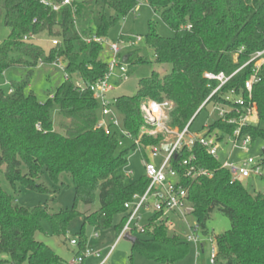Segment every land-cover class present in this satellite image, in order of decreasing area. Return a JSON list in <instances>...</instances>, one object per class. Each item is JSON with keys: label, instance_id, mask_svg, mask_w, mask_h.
<instances>
[{"label": "trees", "instance_id": "obj_1", "mask_svg": "<svg viewBox=\"0 0 264 264\" xmlns=\"http://www.w3.org/2000/svg\"><path fill=\"white\" fill-rule=\"evenodd\" d=\"M143 1L174 32L172 37L162 36L150 23L144 41L154 50L155 61L170 64L171 71H153L139 80L134 95L116 97L123 127L140 141L145 156L148 146L163 142V135L145 132L144 103L170 101V125L182 130L190 122L192 128L209 105H233L225 99L232 91L247 98L245 82L254 65L243 66L255 52L264 49V0H73L58 11L41 0H0V28L10 30L0 43V76L12 68L26 70L21 80L12 81L7 89L0 87V253L9 256L10 264H58L57 253L36 239V233L44 231V222L53 235L62 236L74 219L84 218L78 232L83 251L87 248V223L107 228L118 217L115 232L119 237L129 216L125 204L147 189L145 175L131 183L116 175L134 146L125 142L130 148L120 147L117 134L109 136L98 127L99 103L90 85L107 72L110 54L104 45L84 40L93 35L108 38ZM37 38H49V50L35 43ZM52 40L59 42L53 45ZM126 55V61L131 62L138 51ZM58 60L70 78L54 90V98L42 102L29 89L32 75L39 65H53ZM145 61L142 57L135 60ZM206 72L232 77L199 111L220 85L206 79ZM259 76L250 100L256 106V117L241 130V136H250L252 142L264 141V65ZM76 79L84 84L83 90L75 84ZM55 106L60 114L58 129L52 116ZM235 128L214 119L208 134L219 133V140H227ZM191 154L198 165L212 172L211 177L184 178L186 167L179 166L178 161ZM173 165L190 189L192 215L202 234L215 239V264H264V193H250L241 180L232 182L231 172L222 167L221 160L199 145L191 151L184 149L173 159ZM259 165L264 167V150ZM46 176L63 188L68 187L63 177L70 178L75 189L70 209L51 211L48 204H19L21 188L53 192L44 181ZM2 177L11 192L4 188ZM215 208L231 223L228 231L217 235L207 228ZM146 227L139 233L143 237L132 240L133 250L161 264H174L187 256L188 244L178 234L170 235L165 222L154 217Z\"/></svg>", "mask_w": 264, "mask_h": 264}, {"label": "built area", "instance_id": "obj_2", "mask_svg": "<svg viewBox=\"0 0 264 264\" xmlns=\"http://www.w3.org/2000/svg\"><path fill=\"white\" fill-rule=\"evenodd\" d=\"M41 2L46 6H51L54 11L60 10L65 5L72 4L71 0H63L60 4L53 3L49 0H41ZM27 39L28 37L26 36L25 40ZM84 40L88 43L93 41L102 44L110 53L107 72L101 79L90 85V90L99 103L101 118L98 127L104 128L105 133L109 136L117 134L119 137L118 145L120 147L124 146L125 142L133 144L134 149L139 151L143 156L145 177L149 181L148 187L143 194L135 195L131 201L125 204L129 216L119 239L129 232L144 233L147 229V223H142L144 213H150L151 216L148 221L155 217L156 221H163L168 227L169 225H173V217L187 224L189 233L186 240L198 246L201 227L196 220L193 224L187 223L188 216L193 217V207L189 200L190 189L184 185L183 177L175 165H173V159L178 157L184 149L191 151L197 145L203 147L209 155L217 159H219L220 152L225 149V144L231 146V154L229 157H232L235 150L249 151L252 139L250 136H241V130L243 127L253 123L256 117V106L250 100L252 98L253 86L261 80L259 72L264 65V49L255 52L251 59L243 66L245 67L251 63L254 65L253 73L245 82V89L248 93L247 98L243 95H236L232 91L225 96V99L233 105L222 106L220 104H213V110H217L221 106L215 119H221L228 124L236 126L233 134L226 138L227 140H219V133L208 134L210 124L205 126L207 131L203 134L193 132L190 128L191 122L182 130L177 127L174 128L170 124L167 125L166 122L170 121L172 103L170 101L157 102L151 100L144 103L141 107L146 123L145 132L151 136L163 135V142L159 145L148 146L146 148L148 155L145 156L142 152L140 141L135 139L123 127L121 116L115 107L116 98L110 97V92L114 90L116 83L128 76L129 63L126 61L127 55L124 53V49H131L137 43L142 42L143 38L141 36H125L121 34L117 41L112 42L106 37H99L97 35L86 37ZM58 42L59 40H52L53 45H57ZM55 65L60 66L65 74V80H68L70 76L65 72L62 61L58 60ZM204 76L210 81H218L220 85L213 90L199 111L232 77L226 76L223 72L218 74L206 72ZM75 84L80 89H84V84L80 79H76ZM50 97L54 98V94ZM221 162L222 167L231 172L232 182L241 180L242 178H248L252 174L262 175V167L253 157L244 159L241 162L242 164L230 161L229 158ZM178 165L186 167L184 178L191 177L196 179L202 176H212V172L209 169L196 163V156L194 154L178 161ZM209 240L212 243L210 262L211 264H215L217 255L215 239L211 237ZM71 243L73 245L78 244L76 239L71 240ZM114 246H112L100 264L108 263ZM91 254V250L86 248L84 256H75L70 264H84L85 257Z\"/></svg>", "mask_w": 264, "mask_h": 264}, {"label": "rangeland", "instance_id": "obj_3", "mask_svg": "<svg viewBox=\"0 0 264 264\" xmlns=\"http://www.w3.org/2000/svg\"><path fill=\"white\" fill-rule=\"evenodd\" d=\"M150 23L156 26L159 34L162 36L172 37L174 35L173 30L162 20L161 16L158 13H155L148 3L143 1L133 12L119 22L108 36L110 42L117 41L121 34L125 36H141L143 38L142 42L137 43L131 49H124L125 54L132 50H137L138 55H136V59L128 62V76L116 84L113 92H111V97L134 95L137 91L140 79L150 76L153 71H158L161 74L171 71L170 64H160L155 61L154 50L147 46L144 41V38L149 31ZM9 32V28L5 26L0 28V43L7 38ZM50 42L51 40L49 38L35 39V43L41 45L46 50H49ZM108 53L109 52H107V54ZM138 57H142L146 61L143 63L135 62ZM25 74L26 70L23 68H12L6 71L0 76V87L7 89L12 81L21 80ZM64 79L65 74L59 65L41 64L34 70L29 89L33 90L37 94L40 101L45 102L50 98L54 90ZM219 107L221 108V106ZM220 108L213 110V106L209 105L208 108L201 112L195 119L191 128L192 131L198 134L205 133L207 131L205 126L214 121ZM52 116L57 128L60 120L58 106L54 107ZM170 121H167L166 124L169 125ZM124 148H130V146L126 144ZM263 150L264 141L257 139L251 143L248 152L235 150L232 157H229L231 154V146L225 145V149L220 152L219 159L221 161H225L229 158L230 161L242 164L241 162L244 161V159L253 157L257 162H259ZM116 175L123 177L126 183H131L144 177V159L141 153L135 149H131L128 155L127 163L116 171ZM44 181L48 188L53 191L52 193H38L21 188L17 195L19 204L27 207H34L39 204H48L51 211L70 209L73 205L75 195L74 185L72 184L70 178L67 176L63 177V181L68 184L67 188L61 187L60 184H53L47 176ZM241 181L250 193H264V167H262V175L252 174L248 178H242ZM2 182L4 188L11 192V186L5 177H2ZM81 208L83 207L81 206ZM86 209L87 208L85 207L84 210ZM150 216V213H144L142 223H148ZM172 220L173 225H169L168 227L169 234H178L189 246L187 256L174 264H211L210 257L212 253V243L209 240V237L203 235L202 232L200 233L199 245L205 244V251L202 253L200 249V257L198 258V251L196 249L197 245L186 240L189 233L187 224L175 217H173ZM83 221L84 218L82 217L74 219L68 228L67 234L62 236L53 235L47 223L44 222V231L37 232L36 239L44 242L57 253L60 258L58 264H70L73 257L77 255L84 256V251L80 249V245H73L71 243V240L73 239H76L77 243L79 242L80 239L78 237V232L82 228ZM118 221L119 218L116 217L114 225L107 228H98L90 223L86 224L84 228L87 238L86 247L91 250L92 254L85 257L84 264H100L114 245L115 246L112 249L107 264H161L132 249V240L135 237H143L144 235L137 232H129L119 239L115 232V224H117ZM194 222V217L188 216L187 223L193 224ZM230 227L231 223L229 218L218 208H215L207 222V228L210 234H221L228 231ZM9 260V256L7 254L0 253L1 264H10Z\"/></svg>", "mask_w": 264, "mask_h": 264}, {"label": "crops", "instance_id": "obj_4", "mask_svg": "<svg viewBox=\"0 0 264 264\" xmlns=\"http://www.w3.org/2000/svg\"><path fill=\"white\" fill-rule=\"evenodd\" d=\"M106 52H109V50L107 49ZM117 83H118V82H117ZM117 83H116V84H117ZM111 92H113V91H111ZM111 92H110V97H111V95H112ZM112 98H116V97L113 96ZM225 145L230 146L229 144H225ZM225 145H224V148H225ZM196 249H197V251H198V252H197V256H198V258H199V257H200V249H201V252H202V253L205 251V244H201V245L196 246ZM73 258H74V257H73ZM73 258H72V259H73ZM84 262H85V261H84ZM210 263H211V262H210Z\"/></svg>", "mask_w": 264, "mask_h": 264}]
</instances>
